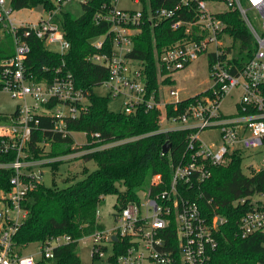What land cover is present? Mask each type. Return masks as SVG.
<instances>
[{
  "label": "built area",
  "instance_id": "1",
  "mask_svg": "<svg viewBox=\"0 0 264 264\" xmlns=\"http://www.w3.org/2000/svg\"><path fill=\"white\" fill-rule=\"evenodd\" d=\"M90 1L50 0L53 8L43 9L44 14L37 15L35 21H30V17L17 21L10 0H0V27L12 35L14 42V54L0 61V90L21 101L13 112H0V151L15 152L12 162L0 163V168L14 170L11 189H0V264H37L40 256L52 258L56 247L72 241L67 234L51 237L39 243L38 255L18 254L14 250L13 235L28 213L22 203L27 193L42 182L40 167L49 160L34 157L30 151L33 136L37 131L48 130L73 138L74 131L67 130L66 123L86 113L91 93L77 87L64 60L55 67L42 65L35 74L28 70L26 61L31 36L42 41L48 51L66 54L70 42L60 26V17L69 11L67 6L78 4L82 10V5ZM132 1L137 8H117V0H101L92 20L108 27L89 38L97 51L85 60L107 70L100 85L106 88V96L120 100V111L134 114L140 108L155 110L158 132L185 131L186 149L172 165L167 183L159 174L152 176L146 190L117 209L113 228L96 230L78 242L90 243L93 256H101L106 245H110L113 254L108 259L115 264H213L215 234L225 218L218 214L208 217L192 199V190L211 175L212 166L226 165L236 152L244 162L248 160L250 171L264 167V0ZM29 10L32 15L33 9ZM232 13L245 26L253 44L245 48L251 57L241 68L233 59L237 49L229 31L233 29ZM163 23L175 33V38L154 50L157 86L148 90L145 61L133 57L132 52L145 27L153 29ZM201 55L207 59L210 85L182 98L180 89L172 86L173 76ZM48 71L50 77L46 76ZM167 78L172 82H164ZM233 89L240 90L235 111L223 113L220 104ZM190 97L193 100L181 108L177 106ZM169 105H173L171 110ZM44 119L51 122V127H41ZM212 130L218 133L217 144L201 136ZM83 133L86 140L79 146L88 145L80 151L84 154L114 143L98 144L99 133L92 134L94 140L88 142L87 133ZM144 135L115 142L124 143ZM91 143L97 144L89 146ZM48 144L47 140L36 142L41 149H47ZM233 204L252 205L239 216L237 234L241 238L259 235L264 239V191L239 197ZM97 215L100 216L99 210Z\"/></svg>",
  "mask_w": 264,
  "mask_h": 264
},
{
  "label": "trees",
  "instance_id": "2",
  "mask_svg": "<svg viewBox=\"0 0 264 264\" xmlns=\"http://www.w3.org/2000/svg\"><path fill=\"white\" fill-rule=\"evenodd\" d=\"M101 0H91L82 5L83 12L79 16L64 11L60 17V26L70 42V49L64 55L48 51L42 41L31 36L30 52L26 66L31 72H40L42 65L58 66L62 60L75 79L77 87L89 89V103L86 113L76 119L67 121L66 129L74 132H86L88 142L94 140V133L100 134V143L115 142L124 138L144 136L112 147L95 150L81 156L83 160H94L97 168L87 172L83 167V178L73 180L64 187H47L39 182L36 188L27 193L22 206L27 209L26 218L13 235L14 250L18 254L20 248L34 242H44L51 237L67 234L72 238L68 244L54 249L52 258H37V264H81L78 254V239L104 228L97 211L104 202L105 196L114 195L115 208L120 209L127 202L136 199L138 191L148 188L152 176L159 174L167 183L171 179L172 165L181 159L186 149V132H158L157 112L140 108L134 114L123 111L112 112L108 109V96L93 93L92 89L100 85L107 77V70L85 60V57L97 50L89 42V38L107 30V24H95L92 20L94 11ZM14 10L23 8H53L50 0H10ZM233 21V47L237 49L233 57L241 68L251 57L245 48L253 47L251 36L237 15H230ZM0 35V61L14 54L12 35L5 29ZM166 24L156 28L145 27L135 41L132 56L145 61L149 78L148 90L157 86L156 56L154 50L170 43L175 38ZM232 72H236V69ZM50 77L51 72H46ZM164 82H172L168 78ZM264 93V86H263ZM201 94V93H200ZM200 96L199 94L197 97ZM193 100L186 98L177 103L180 108L184 103ZM173 105H169L168 109ZM41 127H51L47 119L41 121ZM47 140V149L36 145L37 141ZM169 143V151L162 152L164 143ZM97 143H91L93 146ZM30 151L34 157L49 158L67 155L81 150L74 147L70 135L62 137L51 131H37L30 143ZM15 159V152L2 153L0 163H10ZM243 156L233 153L226 165L212 166L211 175L200 186L192 190V199L197 201L208 217L218 214L225 221L216 231L217 247L212 255L213 264H264V239L259 235L241 238L237 234V220L241 213L250 209L246 206L234 205L239 197L254 192L264 191V167L258 171L246 172L243 168ZM61 162L53 161L49 165L56 168ZM14 174L12 168H0V189H11L10 178ZM211 200L210 202H208ZM216 206V207H215ZM115 263L114 260H111Z\"/></svg>",
  "mask_w": 264,
  "mask_h": 264
},
{
  "label": "rangeland",
  "instance_id": "3",
  "mask_svg": "<svg viewBox=\"0 0 264 264\" xmlns=\"http://www.w3.org/2000/svg\"><path fill=\"white\" fill-rule=\"evenodd\" d=\"M117 8L122 9H134L137 8L132 0H117ZM73 15L79 16L82 13L81 7L78 4H71L66 7ZM32 15L28 8H23L20 10H15L13 15L17 21L27 20L30 17V21H35L34 19L37 15H43L44 12L41 9H33ZM53 48V46H48V49ZM207 59L205 55H201L197 60L192 62L184 70L176 73L174 77V88L180 89V97H188L193 94L204 91L210 85L209 71L207 68ZM93 93L100 96L107 95L106 88L103 85H99L92 89ZM165 91V90H164ZM240 90L233 89L231 92L227 93L220 104V109L223 113L229 114L235 111V101L238 99V94ZM21 101L13 98L7 91L0 90V112L11 113L13 112L17 105ZM107 107L112 112H118L120 110V100L110 97L107 103ZM202 138L206 141L212 140L215 144L219 142L218 133L216 130L206 131L201 134ZM74 143L79 148L80 144H83L86 140L83 132L73 133ZM108 147H112L120 142L107 143ZM81 150L74 151L67 155L49 157L45 164H43L40 169L42 170V182L47 187H57L61 188L65 185L73 182V180H79L85 175L83 173V167H85L87 172H92L97 168L94 160H83L81 156L84 154L80 152ZM264 154V151H262ZM261 153V155H262ZM81 155V156H80ZM66 156V157H65ZM260 156V155H259ZM60 161L61 163L53 168L49 165L50 162ZM258 160L256 159V162ZM246 168L244 170L249 172V167L247 166L248 160L244 162ZM142 189L138 193L146 190ZM116 198L114 195L105 196L103 204L100 206V221L106 229H111L114 226V214L117 212L115 208ZM39 252V242L30 243L20 248L21 254H35L38 255ZM78 254L81 260V264H115L108 259L109 256L113 254V249L110 245L102 250L101 256L92 255L91 244L78 243Z\"/></svg>",
  "mask_w": 264,
  "mask_h": 264
},
{
  "label": "water",
  "instance_id": "4",
  "mask_svg": "<svg viewBox=\"0 0 264 264\" xmlns=\"http://www.w3.org/2000/svg\"><path fill=\"white\" fill-rule=\"evenodd\" d=\"M169 147H170L169 143H167V142L164 143V145H163V147H162V152H163V153H167V152L169 151ZM113 239L116 240L115 237H113Z\"/></svg>",
  "mask_w": 264,
  "mask_h": 264
},
{
  "label": "crops",
  "instance_id": "5",
  "mask_svg": "<svg viewBox=\"0 0 264 264\" xmlns=\"http://www.w3.org/2000/svg\"><path fill=\"white\" fill-rule=\"evenodd\" d=\"M1 34H3V30H2V28L0 27V35H1Z\"/></svg>",
  "mask_w": 264,
  "mask_h": 264
}]
</instances>
